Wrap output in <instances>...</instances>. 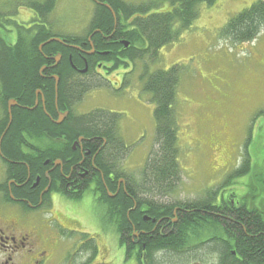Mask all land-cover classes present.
Listing matches in <instances>:
<instances>
[{"label": "flooded vegetation", "instance_id": "obj_1", "mask_svg": "<svg viewBox=\"0 0 264 264\" xmlns=\"http://www.w3.org/2000/svg\"><path fill=\"white\" fill-rule=\"evenodd\" d=\"M117 1L127 8L133 3ZM113 9L115 16L111 13L113 22L107 31L90 27L89 18L82 33H64L53 13L43 19L36 10H26V28H46L48 33L39 43L55 37L61 41L49 40L45 52L44 44L38 47L44 58L37 71L40 85L29 96L25 88L21 106H40L59 130L39 139L24 131L19 151L4 153L0 144V264H220L218 250L207 253L208 247L226 246L233 255L237 252L236 244H229L237 235L233 210L246 205L252 213L253 191L238 186L209 188L201 196L185 198L170 190L163 192L162 185L144 182L142 165L140 177L125 166L127 145L119 122L122 113H128L127 121L137 119L131 111L137 107L117 90L131 84L132 77L127 75L133 74L132 41L125 33L133 27L129 24L134 18L142 15L128 11L124 18L120 7ZM59 84L65 87L59 89ZM103 85L111 87L103 98L118 108L91 114L95 108L89 109L88 93ZM30 98L33 101L28 103ZM6 110L11 122L12 112ZM98 124L102 134L94 131ZM108 145L113 151L104 153L103 168L97 155ZM96 207L101 213L99 228L89 216L95 215ZM261 211L264 224V189ZM170 234L177 236L165 241L171 254L170 248L155 249L156 240Z\"/></svg>", "mask_w": 264, "mask_h": 264}, {"label": "rangeland", "instance_id": "obj_2", "mask_svg": "<svg viewBox=\"0 0 264 264\" xmlns=\"http://www.w3.org/2000/svg\"><path fill=\"white\" fill-rule=\"evenodd\" d=\"M139 1L143 0L133 2ZM254 1L202 3L199 15L182 30L177 40L134 61L133 74L127 75L128 79L130 75L132 77L131 84H124L117 90L133 100L131 106L137 107L131 109L137 119L133 117V121H127L128 113H122L119 122L120 133L128 147L125 166L131 174L140 177L139 166L157 146L154 141V102L142 89L137 76L145 70L169 68L174 64L179 66L173 107L181 181L173 194L193 198L203 195L213 185L236 188L238 180L247 185L250 179L247 173L232 175L243 158L245 142L251 166L256 161L264 163V28L256 40L241 46L230 44L219 34L229 17ZM20 6L16 0H0L1 26L6 18L26 24V8ZM92 7L91 0H57L53 11L60 20L58 27L65 30L64 33H78L91 17ZM8 25L13 38L15 27L11 23ZM106 89L111 87L103 85L102 89L88 93L89 109L116 111L113 108L118 107L103 98ZM253 171L256 175L259 168L254 166ZM85 203L90 204L88 200ZM98 210L96 207L95 215H88L99 228L97 220L101 213Z\"/></svg>", "mask_w": 264, "mask_h": 264}, {"label": "trees", "instance_id": "obj_3", "mask_svg": "<svg viewBox=\"0 0 264 264\" xmlns=\"http://www.w3.org/2000/svg\"><path fill=\"white\" fill-rule=\"evenodd\" d=\"M16 1L22 7H25L27 12L30 9L36 10L37 14L41 15L43 19H46L53 12L57 2V0ZM91 1L93 3V12L90 18V27H100L101 30L107 31L113 22L111 10L94 0ZM215 1L144 0L140 3L129 5V8L120 6L117 0H109V3L112 8L120 7L124 18L128 15V11H136L142 15L134 18L129 24H133V27L126 30L125 33V36L132 41L129 46L132 48V52L129 56L135 61L141 59L145 54L149 52L155 53L163 45L177 40L182 30L186 29L191 21L199 15V4L211 5ZM163 2H168L166 10L151 11L152 8H158ZM1 19L2 17H0ZM3 21V27L0 22V134L8 121V112L6 110L8 98H15L20 104L12 106L13 117L1 140V149L4 153H9V151L12 152V149L13 151L21 150L17 145L21 138L24 139V131L38 136L37 139H39L54 135L58 132L59 126L52 123L49 116L44 113L40 106L34 109H25L21 106L24 103L25 88L26 96H29L33 91L32 88L40 85L37 71L44 58L42 56L43 52L41 53L38 50V44L48 35L46 28L34 31L32 28H26L25 22L20 20L6 18ZM9 23L15 27L13 38L11 37L12 30L6 26ZM263 28L264 0H255L249 6L229 17L227 22L220 28L219 34L223 39H228L230 44L239 46L256 40ZM47 48L48 43L43 45L42 50H47ZM178 72L179 66L174 64L169 68H157L154 71L145 70L139 76L142 89L150 94V99L154 102L155 140H153L156 141L157 145L155 149L149 152L142 167V175L145 179L144 182H148L150 185H162L166 187L165 190H162L163 192L170 190L172 193L181 181V169L178 162L177 124L173 107L176 85L178 83ZM61 85L64 86V84H59V89H61ZM48 86H52V80H50ZM32 101L30 98L27 102L31 103ZM98 113H108V111L96 108L91 112V114ZM111 114L115 115V113ZM114 130L116 132L114 134H117L118 131L115 125ZM94 131L102 134L104 129L98 124L95 125ZM78 133L87 134L83 129H78ZM246 145L247 142L244 145L243 158L239 166L234 169L232 175L241 176L245 173L248 174L250 179L247 185H245L244 181H238L248 188V191L254 192L256 207L252 213L248 212L246 205L233 210L236 217L232 224L236 228L237 235L229 244L231 246L236 244L237 252L235 255L230 253L226 246L222 248L208 247L207 253H211L215 249L218 250L221 257L220 264H264V224L261 211L264 189V163L260 164L256 161L251 166L250 153ZM50 146L51 143L48 149ZM6 147L9 148L8 152ZM44 149L42 147V151ZM107 151H113L111 145H108L102 153L99 152L97 155L100 166L103 168L107 164V159L104 155ZM254 166L259 168L256 175H253ZM210 188L213 190L219 189L215 185ZM156 192L159 193V191ZM208 207V210L211 209L210 206ZM225 223L229 224L226 221ZM176 238V235L171 234L166 238H158L155 242V245L157 244L155 249L159 251L163 249L169 250V243L166 242V245L165 241H174ZM171 252L170 248L168 254H171Z\"/></svg>", "mask_w": 264, "mask_h": 264}, {"label": "water", "instance_id": "obj_4", "mask_svg": "<svg viewBox=\"0 0 264 264\" xmlns=\"http://www.w3.org/2000/svg\"><path fill=\"white\" fill-rule=\"evenodd\" d=\"M106 5L111 9V7H110L108 4H106ZM111 10H112V9H111ZM51 39L61 41L60 38H58V37H55V38H48L47 40H45L44 42H42V43H40V44L38 45L39 49H41V47H42V45H43L44 43L48 42V41L51 40ZM127 44H128V42H127V41H124V45H127ZM56 84H57V83H56ZM55 86L57 87V85H55ZM16 103H17V102H16V100H15L14 98H9V99H8V103H7L8 110L10 111L11 106H12V105H15ZM10 119H11V116H9V121L7 122V124H6L5 128H4V130L2 131V133H1V135H0V142H1V138H2V136H3L4 132H5V130H6V129L8 128V126H9Z\"/></svg>", "mask_w": 264, "mask_h": 264}, {"label": "bare ground", "instance_id": "obj_5", "mask_svg": "<svg viewBox=\"0 0 264 264\" xmlns=\"http://www.w3.org/2000/svg\"><path fill=\"white\" fill-rule=\"evenodd\" d=\"M104 4H105V5L108 4V5L111 7L112 10L106 5V6L111 10L112 14L115 16V14H114V9L112 8V6H111L109 3H104Z\"/></svg>", "mask_w": 264, "mask_h": 264}]
</instances>
